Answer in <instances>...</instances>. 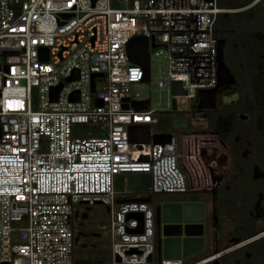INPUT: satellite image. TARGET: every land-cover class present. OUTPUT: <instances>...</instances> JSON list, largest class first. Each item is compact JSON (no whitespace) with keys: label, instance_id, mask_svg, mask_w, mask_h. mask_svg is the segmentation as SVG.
Returning a JSON list of instances; mask_svg holds the SVG:
<instances>
[{"label":"built area","instance_id":"1","mask_svg":"<svg viewBox=\"0 0 264 264\" xmlns=\"http://www.w3.org/2000/svg\"><path fill=\"white\" fill-rule=\"evenodd\" d=\"M226 12L218 0H0V264H210L264 239L260 230L210 257L157 261L155 210L133 201L184 194L188 182L175 138L129 143L128 128L156 124L157 111L131 107L143 101L132 86L144 73L127 43L145 37L150 57L167 61L159 88L180 82L186 95L171 110L185 112L217 85L215 27ZM136 174L149 176L145 190H129L124 176ZM97 206L109 259L75 260L77 225Z\"/></svg>","mask_w":264,"mask_h":264},{"label":"trees","instance_id":"2","mask_svg":"<svg viewBox=\"0 0 264 264\" xmlns=\"http://www.w3.org/2000/svg\"><path fill=\"white\" fill-rule=\"evenodd\" d=\"M254 1L256 0H218V6L228 12L217 17L216 37L231 48L236 45L240 61H249L251 57L257 55L255 49H260L264 53V0L253 4ZM254 78L256 79L251 84L248 82L242 84L238 80L234 87L239 94L238 101L233 105H218L215 109L217 115L208 121L207 131H198L191 125L192 114L198 112L197 109L185 112L173 110L157 112L155 114L157 123L150 125L152 134H171L175 138L178 164L188 182V191L184 194L153 195L150 199L159 206L163 202H204L206 245L203 251L186 259V263L210 257L233 244L231 239L237 236V231L233 230L228 234H219L216 231L215 234L211 228L216 212L221 219L223 216L232 221H241L244 229L239 231L240 240L250 238L258 232L256 222L248 217V212L258 199V192L264 194V180H260L256 187L250 174H246L244 170L237 173L232 170L229 178L235 180L234 183L220 184V179L215 174L224 156L225 161L229 157L234 161L240 158L242 149L234 142L236 137L240 138L245 149L254 153L256 148H259L264 156V80L256 76ZM245 114L250 116V124H253L252 129L248 131H245L244 124L238 121L239 116ZM218 122H226L227 128H217ZM217 144L224 154L223 157H219L220 159L217 157L220 154L216 153ZM209 148H213L214 151L208 153ZM225 185H230V191H226ZM237 203L240 205L239 208ZM150 205L153 206V203ZM91 211L92 215L98 214L94 222L97 226L106 224L105 209L97 206ZM92 215L77 225L78 241L74 259L78 261L97 259L106 262L109 259V250L103 235L94 234L92 231L88 233L79 231L80 228L86 227L85 224L89 220L94 219ZM261 224V229L264 230V219ZM156 256L161 257L160 247H155V260Z\"/></svg>","mask_w":264,"mask_h":264},{"label":"water","instance_id":"3","mask_svg":"<svg viewBox=\"0 0 264 264\" xmlns=\"http://www.w3.org/2000/svg\"><path fill=\"white\" fill-rule=\"evenodd\" d=\"M224 41H218L217 54V85L212 90H200L197 94V110H214L216 108V95L221 88L233 86L236 81L229 72L223 60ZM148 39L142 36H137L129 40L127 43V55L129 62L140 67L144 73L143 83L149 82L150 55L148 52ZM151 47H155L154 39H151ZM46 52V51H45ZM7 70V68L5 67ZM101 75L92 77L91 88L94 91V79ZM71 80V79H70ZM68 80V81H70ZM172 97L185 96L186 92L182 90L180 82H172L171 84ZM55 96L52 97V100ZM127 102V101H125ZM99 106L101 105L98 102ZM131 107L134 111H147L150 107L149 100L132 101ZM244 119V117H242ZM129 143L132 145H164L172 141L171 134H152L150 126L132 125L128 128ZM140 161H147L148 157L143 156ZM253 179H264L258 169H255ZM137 202L151 203V199H134ZM159 213L163 224L161 241V256L165 260H180L188 259L200 253L204 249V237L200 234H195L192 230L194 227H199L204 221V205L202 203L192 202H163L160 204ZM256 218L263 217V211L260 207V201L255 206ZM139 216L140 215H133ZM86 215H83V219ZM78 239H76V242Z\"/></svg>","mask_w":264,"mask_h":264},{"label":"flooded vegetation","instance_id":"4","mask_svg":"<svg viewBox=\"0 0 264 264\" xmlns=\"http://www.w3.org/2000/svg\"><path fill=\"white\" fill-rule=\"evenodd\" d=\"M225 43V42H224ZM254 50V49H253ZM238 48L236 45H234L232 48L229 47L227 43L224 44L223 47V60L224 63L226 64L229 72L235 79L236 83L233 86H228L221 88L217 95H216V107L218 105H233L235 104L238 99H239V94L237 91L234 90V87L236 86L238 80L242 84H251L254 83V78L255 76L258 77L259 79L264 80V53L260 49H255L254 51L257 53L255 56L249 60V61H244V60H239L240 55L238 54ZM235 94L237 98L235 100L230 101L228 104L223 102V99L227 98L228 96ZM216 109V108H215ZM214 110H198L196 112L197 114L203 115V119L206 121L207 126H208V121L214 117V115H217ZM244 117V119L242 118ZM219 121V120H218ZM239 122H242L244 124V129L245 131L251 130L253 124H250L251 118L249 115L245 114L242 116H239L238 118ZM220 123V122H218ZM224 129L227 128V126H223ZM247 128V129H246ZM239 148L242 149L240 158L236 161L232 160L230 157L227 158L229 161L228 166V171L226 174H222V176H218L220 179V184H225L226 182L230 183L235 180L230 179L229 175L231 174V171L233 170L234 172H241V170H244L246 174H250L251 180L254 182L255 186L258 187L260 180L264 179H253L254 176V171L255 169H258L262 174H264V156L263 152L260 151L259 148H256L255 152L252 153L250 150L247 148H244V144L240 142V138L236 137L234 141ZM247 146H250V144H247ZM226 150V149H225ZM227 155H229V152H227ZM242 161V163H241ZM235 173V174H236ZM226 191H230L231 187L230 185H225ZM258 199L254 203V206L251 211L248 212V217L252 219L253 221L256 222V229L259 232L262 227L261 221L264 219V194L263 192L259 191L258 192ZM216 196L214 198V202H216ZM260 201V207L263 211V217L257 219L256 218V213H255V206L257 202ZM175 202H181V201H175ZM192 203H202L204 202H199V201H191ZM151 203H153V208L155 210V247H160L161 248V241L163 238L162 234V221L160 218V211H159V204L156 202H153L151 200ZM185 203V202H184ZM237 207L239 208L240 205L239 203L236 204ZM92 211L88 210L86 215V218L84 220H88L91 216ZM205 219V218H204ZM244 220H242L243 222ZM211 228L221 234V233H231L233 230L237 231L236 232V237H233L231 241L233 244L230 246V248L234 245L240 244V243H245L247 240L253 238L254 236L247 238L245 240H240V235L241 232L240 230L244 229L243 224L241 221L235 220H229L228 218H225L222 216H218V213H214V220L212 221V226ZM195 234H200L204 237L206 236V223L205 220L203 221V224L199 227H194L192 230ZM257 232V233H258ZM205 242V241H204ZM206 245V243H205ZM204 245V247H205ZM229 249V248H228ZM227 250V249H226ZM203 251V250H202ZM225 251V250H223ZM222 252V251H220ZM219 253V252H218ZM217 254V253H216ZM215 255V254H214ZM215 261H219L217 264H264V239H258V240H252L248 243H245L241 246H239L237 249H234L233 251L227 252L223 254L221 257L216 259ZM214 261V262H215Z\"/></svg>","mask_w":264,"mask_h":264},{"label":"rangeland","instance_id":"5","mask_svg":"<svg viewBox=\"0 0 264 264\" xmlns=\"http://www.w3.org/2000/svg\"><path fill=\"white\" fill-rule=\"evenodd\" d=\"M167 61L162 58V57H156L151 54L150 57V69H149V82L148 83H141V84H135L132 86V92L133 94L138 95L140 100H149L150 101V110L157 111V112H165V111H171V93L165 90H162L159 88V82L167 77ZM36 91H34L33 95L36 98ZM237 96L235 94H232L228 96L226 99H223L224 103H229L232 100H235ZM197 103L196 101H193L190 103L188 111H192V109H197ZM191 125L194 129L198 131H207V123L203 119V115L197 114L196 112L192 114L191 118ZM226 125V122H220L217 123V128L223 127ZM79 129L82 132H88L91 130L90 127H79ZM217 152L220 155H217L219 158L220 156L223 157V152L221 151V147L219 144H217ZM208 153L211 151H214L213 148H209ZM147 150V147H146ZM216 157V159H217ZM221 158V157H220ZM219 158V159H220ZM222 163L219 165V167L215 170L216 177L222 176V174L227 173L228 171V166L229 160L227 159L225 161V156L224 158L221 159ZM124 178L127 179L128 181V187L129 190H145L149 183L150 179L149 176L147 175H142V174H136V175H127L124 176ZM119 182H121V179H118ZM161 207V206H160ZM211 207V206H210ZM92 215V213H91ZM93 220H89L84 228H80V232H89L92 231L94 234H100V226H97L94 222L95 219L97 218L98 214H93ZM220 216V215H218ZM102 234V233H101ZM230 248V247H229ZM228 249V248H227ZM226 250V249H225ZM161 257L156 256V260L159 261ZM89 261H98L97 259H92ZM100 261V260H99ZM156 261V263H157Z\"/></svg>","mask_w":264,"mask_h":264}]
</instances>
